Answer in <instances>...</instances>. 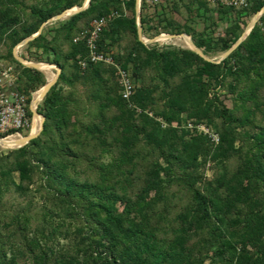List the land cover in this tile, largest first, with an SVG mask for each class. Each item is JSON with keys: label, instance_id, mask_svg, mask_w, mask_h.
I'll use <instances>...</instances> for the list:
<instances>
[{"label": "trees", "instance_id": "trees-1", "mask_svg": "<svg viewBox=\"0 0 264 264\" xmlns=\"http://www.w3.org/2000/svg\"><path fill=\"white\" fill-rule=\"evenodd\" d=\"M247 1L235 9L190 0L191 15L218 16L198 32L168 17L170 8L155 27L143 0V33H187L207 56L225 53L264 7ZM84 2L0 0V76L13 68L15 90L30 101L47 78L19 62L15 47ZM136 6L91 0L25 46L62 73L39 104L40 135L0 152V264H264V15L216 63L189 48L145 44ZM171 8L181 13L180 0ZM114 11L99 48H118L114 59L135 85L130 99L116 67L92 62L82 36ZM188 121L220 141L192 132Z\"/></svg>", "mask_w": 264, "mask_h": 264}, {"label": "built area", "instance_id": "built-area-1", "mask_svg": "<svg viewBox=\"0 0 264 264\" xmlns=\"http://www.w3.org/2000/svg\"><path fill=\"white\" fill-rule=\"evenodd\" d=\"M145 2L152 7L153 12H163L164 9L170 5L171 0H145ZM208 2L213 8L222 5L241 9L248 5L247 0H208ZM117 16H119V13L114 11L101 19L93 21L91 26L87 27L82 32V36L87 37L86 42L90 52V60L92 62H105L116 67L118 81L121 86V94L125 99H130L135 92V85L130 71L125 70L115 61L114 51L104 52L99 48V40L102 33L109 27L111 20ZM153 21L155 27H161L162 19L160 17H153ZM246 21L248 22V20ZM78 40L79 38H76L75 41L77 42ZM80 64L85 68L87 62L81 61ZM16 81L17 75L13 68L5 70L0 77V135L4 136L1 137L3 139L11 137L23 138L33 128V117L31 118L29 116L28 109L30 107L31 110L32 101L36 99V94L39 91L32 92V101H30L29 95L15 90ZM150 114L152 115V113ZM163 126L166 127L165 124ZM187 127L192 132L197 131L208 135L212 141H220L219 134L214 129H211L204 124H196L194 121H188Z\"/></svg>", "mask_w": 264, "mask_h": 264}, {"label": "water", "instance_id": "water-1", "mask_svg": "<svg viewBox=\"0 0 264 264\" xmlns=\"http://www.w3.org/2000/svg\"><path fill=\"white\" fill-rule=\"evenodd\" d=\"M90 2H91V0H85L83 6H81V7L80 6H75L74 8L69 9V10H66V11L62 12L61 14L53 17L49 21L45 22L41 26V28L39 29V31L36 34H34L33 36L25 39L23 42H21L18 46L15 47V49H14V55H15L16 59L19 62L23 63L25 66L41 71V67L43 66V64H46V65H50V66L55 67L56 70H57L56 76L52 80H49L46 83V85L41 90H39V91H41L40 98L38 100L37 99H34L32 101L31 111L33 113V117L34 118H37L38 117V118L41 119V123H40L39 130L37 132L32 131L28 136H25V137L21 138L19 140V142L17 143L16 148H21L23 146L28 145L33 139L37 138L40 135V133L42 132L43 127H44V122H45V119L46 118H45V116H43L42 114H40L38 112L39 104L45 99V97L47 96L48 92L52 89V87L57 84V82H58V80L60 78V75L62 73V69L60 67L54 65V64L29 62V60H26L25 58L19 56V54H18L19 48L28 45L32 40H34L40 34H42L43 31H44V28L48 24H51V23H53L55 21L65 20L67 18V16L74 15L76 13H79V12L87 9L89 7V5H90ZM141 2H142V0H137V6H136V17H137V24H138V35H139V39L141 41H143L147 45H151V44H154L155 42L159 41L160 38H165L166 40L187 39V41L189 43L188 44V48L189 49L195 51L197 54H199L200 56H202L205 60L210 61V62H216V63H220L221 61H223L224 59H226L228 56H230V54L232 52H234L240 46V44L247 38V36L252 31V29L256 26V24L259 22V20L261 19V17L264 15V7H263L262 10L260 12H258L254 16L251 24L249 25V27L247 28V30H245V32L243 33L242 37L237 41V43L230 50L226 51L223 54V57H222L221 60L215 61L214 59H211L209 56H207L204 53L203 49L199 48L195 44V42L193 40V37L191 35L187 34V33H180V34H172V33L160 34L158 36H155L154 38L146 39L144 37V33H143ZM70 11H73L72 14H70L71 13ZM3 140H4L3 138H0V145L1 146H3V142H2Z\"/></svg>", "mask_w": 264, "mask_h": 264}, {"label": "rangeland", "instance_id": "rangeland-1", "mask_svg": "<svg viewBox=\"0 0 264 264\" xmlns=\"http://www.w3.org/2000/svg\"><path fill=\"white\" fill-rule=\"evenodd\" d=\"M175 2H179V0H172L171 2H170V5L167 7V8H170L171 9V6H173V4L175 3ZM190 2V0H180V6H181V9H182V11H183V13L186 15V16H188V17H190V19H192V16H195V15H197L198 17L199 16H202L201 18H200V23H198L199 24V26H200V28L202 29L203 28V26L205 25V26H207V25H209V24H211L212 22H216L218 19H217V14H216V12L215 13H211L210 15V19L208 18H206V17H204V15H202V14H193V15H191L190 13H189V10L185 7V4L186 3H189ZM147 6H149V5H147ZM149 9H151V10H153L152 9V7H148ZM197 4H195L194 5V7H193V10L194 11H196L197 10ZM70 16H72V15H70ZM70 16H67V18H69ZM66 18V19H67ZM254 18V17H253ZM253 18H251V19H249L248 20V23H247V25L245 26V30L249 27V25L251 24V22H252V20H253ZM223 27V26H222ZM220 31H221V29H220ZM163 34V33H162ZM164 34H167V33H164ZM155 36H158V35H156V33L154 32L153 33V35H152V37H148V36H146V39H151V38H153V37H155ZM164 40V41H163ZM152 46H154V47H156V48H159V49H162V48H166V47H171V46H174V47H179V48H188V43H186L185 41H184V39H174V40H166L165 38H160L159 39V41L158 42H155L154 44H151ZM26 48H25V46L24 47H20L19 48V51H18V54H19V56H21V57H23V58H25L26 60H29V62H34V63H46V62H41V61H39L38 59H37V57L36 56H34V58L33 59H29L28 58V56H29V54L28 53H26ZM113 51L115 52V53H118L119 52V50H118V48H113ZM28 52V51H27ZM223 54L224 53H214V54H211L209 57L211 58V59H214L215 61H219V60H221L222 59V57H223ZM0 63L1 64H3L4 63V61H0ZM15 68V67H14ZM45 69H52V72L54 73V77L56 76V74H57V70H56V68L55 67H52V66H49V65H46L44 68H43V70H45ZM40 72H42L45 76H46V78H47V82L49 81V80H52L53 78H50V76L48 75V74H46L45 72H43L42 70L40 71ZM1 77V76H0ZM42 89V88H41ZM40 89V90H41ZM221 94H222V100L225 102V104L227 105V106H229V107H232V100H231V97L228 95V93H226L225 91H222L221 92ZM35 119L36 118H32V121H33V127H34V124H35ZM38 120H40V119H38ZM41 121V120H40ZM33 131V128H32V130L27 134V135H25V136H28L31 132ZM24 136V137H25ZM16 142H3V146H1L0 145V152H8V151H10V150H13V149H17L16 148ZM212 174H213V170L212 169H209V171L207 172V175L209 176V177H211L212 176ZM18 178V177H17Z\"/></svg>", "mask_w": 264, "mask_h": 264}, {"label": "crops", "instance_id": "crops-1", "mask_svg": "<svg viewBox=\"0 0 264 264\" xmlns=\"http://www.w3.org/2000/svg\"><path fill=\"white\" fill-rule=\"evenodd\" d=\"M149 6H146V8L144 9V14L145 16H147L148 18H155V17H160L161 19L164 18V11H159V12H153V10L148 8ZM141 10H142V4H141ZM168 17H170L172 20H174L176 23L180 24L181 26H186L189 25L192 28H195L198 32H203L205 30V25L203 26V28L201 29L199 24L200 23V18L202 16H192V19H190V17L186 16L182 9H181V13L179 12H175L172 10V8L170 9V13L168 14ZM218 19V16H217ZM153 34H144V37L146 38V36L148 37H152ZM154 38V37H153ZM184 41L186 43H188L187 39H184ZM34 51V50H33ZM26 53L29 54L28 58L31 60L34 58L35 55L31 56L29 52L26 51ZM40 53V52H39Z\"/></svg>", "mask_w": 264, "mask_h": 264}, {"label": "bare ground", "instance_id": "bare-ground-1", "mask_svg": "<svg viewBox=\"0 0 264 264\" xmlns=\"http://www.w3.org/2000/svg\"><path fill=\"white\" fill-rule=\"evenodd\" d=\"M71 13L70 14H72V12L73 11H70ZM189 44V43H188ZM46 66V64H43V66L41 67V70H43V68ZM50 66V65H49ZM53 67V66H52ZM40 95H41V91H39L37 94H36V99L38 100L39 98H40ZM38 119H40V118H36L35 119V124H34V127H33V131L34 132H37L38 130H39V128H40V123H41V119L40 120H38ZM21 138H16V137H11V138H8V139H4L2 142H16V145H17V143L19 142V140H20Z\"/></svg>", "mask_w": 264, "mask_h": 264}]
</instances>
